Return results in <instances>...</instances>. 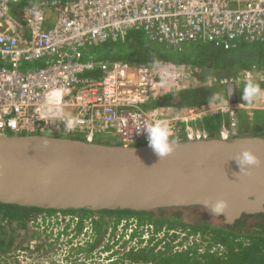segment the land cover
Instances as JSON below:
<instances>
[{
	"label": "built area",
	"instance_id": "2783aa9c",
	"mask_svg": "<svg viewBox=\"0 0 264 264\" xmlns=\"http://www.w3.org/2000/svg\"><path fill=\"white\" fill-rule=\"evenodd\" d=\"M20 2L0 0V135H79L89 143L130 147L148 144L138 126L142 129L163 119L170 125L172 140H208L215 137L199 122L220 113L228 121L216 138L232 140L240 136V111L251 120L255 111L264 110V89L252 103H243L233 89L249 79L264 80V70L256 67L236 77L202 80L186 64L110 62L89 53L91 46L119 41L134 29L179 48L196 41L225 48L236 47L239 41H264V0H39L16 7ZM35 62L44 64L28 67ZM90 72L101 75L86 76ZM181 82L188 83L187 88L214 83L222 88L216 100L205 106L151 105L167 93L182 90ZM100 220L97 213L36 215L27 226L39 235L15 251L0 250V260L4 264H91L71 249L91 241ZM127 222L122 220L116 230L108 224L104 232H136L137 223L129 221L127 227ZM7 223L0 216V224ZM140 232H147L144 238H148L154 231L146 226Z\"/></svg>",
	"mask_w": 264,
	"mask_h": 264
},
{
	"label": "water",
	"instance_id": "95a60500",
	"mask_svg": "<svg viewBox=\"0 0 264 264\" xmlns=\"http://www.w3.org/2000/svg\"><path fill=\"white\" fill-rule=\"evenodd\" d=\"M160 159L148 144H120L41 134L0 135V202L41 208L157 210L198 206L226 223L264 211V137L173 140ZM251 148L260 162L240 171ZM223 199L214 214L204 202Z\"/></svg>",
	"mask_w": 264,
	"mask_h": 264
},
{
	"label": "trees",
	"instance_id": "16d2710c",
	"mask_svg": "<svg viewBox=\"0 0 264 264\" xmlns=\"http://www.w3.org/2000/svg\"><path fill=\"white\" fill-rule=\"evenodd\" d=\"M37 1L39 0H21L16 7L21 8ZM89 53L96 59L110 62L170 61L186 64L192 66L197 72V77L202 80L210 76L236 77L242 70L253 67L264 70V41H239L233 48H225L213 42L196 41L184 43L179 48L149 39L142 29L131 30L119 41H107L91 46ZM43 64L44 62H35L28 67H39ZM100 75V72L86 74L89 77ZM252 81L259 84L261 90L264 89V80ZM246 82L243 81L238 86L240 96ZM221 88L222 86L214 83L182 89L161 96L151 102V105L178 108L205 106L216 100ZM239 118L240 128L252 131L245 136L264 137V110L255 111L251 120L242 110ZM227 121V115L217 113L203 118L199 126L209 131L212 137H218L223 123ZM74 138L84 140L79 135ZM168 210L169 208L150 211L130 208L53 209L0 202V216L8 220L7 224H0V250L7 253L23 247L24 244L15 246L16 238L13 234L27 229L28 221L34 216L45 212L63 211L79 214L81 217L92 213L101 216L92 240L71 249L75 256L84 254L91 264H264V211L242 214L232 223L225 222L223 226H215L206 220L186 223L179 210L171 214ZM132 219H135L134 222L138 226L136 232H104L108 224L116 230L122 220L129 222ZM146 226L154 228V232H149L148 238H144L145 232H140ZM164 230L166 232H161ZM37 235L39 234L34 232L33 237ZM105 252L108 255L102 258L100 255Z\"/></svg>",
	"mask_w": 264,
	"mask_h": 264
},
{
	"label": "clouds",
	"instance_id": "9594fccd",
	"mask_svg": "<svg viewBox=\"0 0 264 264\" xmlns=\"http://www.w3.org/2000/svg\"><path fill=\"white\" fill-rule=\"evenodd\" d=\"M260 93L259 84L249 79L242 90L243 103H252ZM67 127H72L71 120L67 122ZM137 130L146 133L149 147L160 159L169 156L174 151V141L171 139L172 131L167 120L161 119L145 124L142 129L138 126ZM236 161L240 171L247 173L251 166H255L260 162V158L251 148H244L237 155ZM204 205L216 214L221 213L227 207V201L220 199L213 203L211 200H207Z\"/></svg>",
	"mask_w": 264,
	"mask_h": 264
},
{
	"label": "rangeland",
	"instance_id": "374dc122",
	"mask_svg": "<svg viewBox=\"0 0 264 264\" xmlns=\"http://www.w3.org/2000/svg\"><path fill=\"white\" fill-rule=\"evenodd\" d=\"M182 84H178V86L183 89V88H187L188 87V83L186 82H181ZM238 86L239 84H234L233 89L235 91L236 97L239 99L241 98L242 100V96L239 95L238 92ZM261 95V94H260ZM260 95H258L255 99H259ZM241 132H240V137L241 136H245V135H249L252 133V131H246L244 130V128L242 127V129L240 128ZM179 210L182 213V217L183 220L186 223H197V222H203V221H208L210 223H212L215 226H223L225 225V220L222 217H214V216H208L205 212V210L201 207L198 206H191V207H180L177 209L174 208H169V213H173L174 211ZM122 232H117V234H120ZM130 232H128L129 234ZM34 232L32 231V229L30 227L27 226V229L23 230V231H18V232H14L13 236L16 238V243L15 246H22L23 244H27L31 238L33 237ZM144 234H147V232H145ZM162 235V233H161ZM1 254V253H0ZM102 258L107 257L106 252L103 253L102 255H100ZM0 264H4V262H2L0 260Z\"/></svg>",
	"mask_w": 264,
	"mask_h": 264
},
{
	"label": "flooded vegetation",
	"instance_id": "af4514ba",
	"mask_svg": "<svg viewBox=\"0 0 264 264\" xmlns=\"http://www.w3.org/2000/svg\"><path fill=\"white\" fill-rule=\"evenodd\" d=\"M134 221H135V219H132L131 220V222H133L134 223ZM131 222H127V224H126V226L128 227V226H130L131 224ZM144 228H142V230H143ZM153 231H154V228H153ZM164 232H166V230H164ZM174 232H176V231H174Z\"/></svg>",
	"mask_w": 264,
	"mask_h": 264
}]
</instances>
